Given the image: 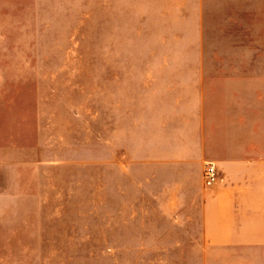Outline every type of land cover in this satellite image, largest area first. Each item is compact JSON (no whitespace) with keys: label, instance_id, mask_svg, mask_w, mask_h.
<instances>
[{"label":"rangeland","instance_id":"1","mask_svg":"<svg viewBox=\"0 0 264 264\" xmlns=\"http://www.w3.org/2000/svg\"><path fill=\"white\" fill-rule=\"evenodd\" d=\"M234 7L210 0L211 25ZM147 8L0 0V264H201L180 188L146 153L143 81L177 61Z\"/></svg>","mask_w":264,"mask_h":264},{"label":"crops","instance_id":"2","mask_svg":"<svg viewBox=\"0 0 264 264\" xmlns=\"http://www.w3.org/2000/svg\"><path fill=\"white\" fill-rule=\"evenodd\" d=\"M234 1L211 25L210 0H139L141 19L171 25L161 44L171 35L177 53L175 79L143 81L148 162L180 188L177 217L198 228L185 241L201 264H264V6ZM207 162L219 169L214 185Z\"/></svg>","mask_w":264,"mask_h":264},{"label":"built area","instance_id":"3","mask_svg":"<svg viewBox=\"0 0 264 264\" xmlns=\"http://www.w3.org/2000/svg\"><path fill=\"white\" fill-rule=\"evenodd\" d=\"M203 178L207 185H214L220 180L219 169L212 163L207 162L204 166Z\"/></svg>","mask_w":264,"mask_h":264}]
</instances>
